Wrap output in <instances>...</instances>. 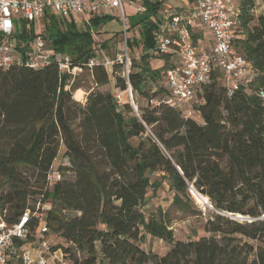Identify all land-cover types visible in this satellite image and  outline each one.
<instances>
[{
    "label": "trees",
    "instance_id": "trees-1",
    "mask_svg": "<svg viewBox=\"0 0 264 264\" xmlns=\"http://www.w3.org/2000/svg\"><path fill=\"white\" fill-rule=\"evenodd\" d=\"M254 2L237 0L232 29L233 46L250 63L253 80L228 97L222 73L213 72L196 93L193 116L149 102L168 95L166 72L172 67V53L150 52L160 1L145 0L144 11L128 18L138 35L126 47L134 42L142 53L127 69L114 59L110 69L84 65L98 52L97 44L105 46L115 36L105 31L103 40L97 37L112 15H90L95 34L49 11L38 19L39 27L33 20L32 35H43L54 52L70 55L71 66L87 71L91 85L79 100L73 97L80 87L70 84L73 74L61 73L55 63L0 69L5 220L13 223L26 207L36 210L37 201L47 205L42 218L47 232L37 238L42 223L33 215L29 241L45 244V253L60 251L68 264H264V101L255 93L264 90V13L254 16ZM25 32L22 25L16 30L19 51L30 49L21 46L31 43ZM152 58L162 64L151 66ZM111 80L113 91L103 90ZM147 81L159 86L151 89ZM162 179L178 207H188L190 187L211 201L214 212L202 235L176 239L161 216L144 214L147 191ZM145 234L170 248L161 255L145 250ZM45 235L56 240L48 248Z\"/></svg>",
    "mask_w": 264,
    "mask_h": 264
},
{
    "label": "built area",
    "instance_id": "built-area-1",
    "mask_svg": "<svg viewBox=\"0 0 264 264\" xmlns=\"http://www.w3.org/2000/svg\"><path fill=\"white\" fill-rule=\"evenodd\" d=\"M145 0H0V69L11 65L23 63L31 68H42L55 63L61 73L82 71V67L71 66L72 58L68 54L56 53L52 47L46 46L43 35H35L34 45L16 49V30L26 22L42 18L45 12L69 18L74 22L73 16L80 15L82 26L77 28L88 29L95 34L90 25V15H105L117 12L121 21L124 44L126 46V31L129 29V16L126 9L132 13L140 14L144 11ZM154 1V0H153ZM194 7L190 12L177 10L164 11L166 17L159 21L154 34L152 54L172 53L178 60V65L170 67L166 72V87L168 95L158 101L180 108L186 116L195 114L196 93L198 89L208 83L211 74L217 70L222 73L223 85L226 95L231 96L241 87H246L254 78V71L250 63L237 52L233 46L234 34L232 29L236 22L237 0H192ZM193 17L198 18L210 36V42L205 47H197L192 38ZM51 45V44H50ZM119 59V58H117ZM116 59V60H117ZM125 59L128 60L127 51ZM113 63L102 50L89 58L84 64L91 68L102 64L110 69ZM125 64V69L128 68ZM264 101V90L255 92ZM82 95H86L83 93ZM75 98V97H74ZM77 99V98H75ZM81 97L79 100H82ZM130 101L136 110L131 94ZM60 177L59 174L56 176ZM36 210L26 207L16 221L8 223L0 210V264H68L60 251L45 253L41 246L32 245L28 238V223L30 217L38 215L42 223L38 231L47 232L43 223V212L48 208L36 202ZM38 208L40 209L38 211ZM47 254V255H45Z\"/></svg>",
    "mask_w": 264,
    "mask_h": 264
},
{
    "label": "rangeland",
    "instance_id": "rangeland-1",
    "mask_svg": "<svg viewBox=\"0 0 264 264\" xmlns=\"http://www.w3.org/2000/svg\"><path fill=\"white\" fill-rule=\"evenodd\" d=\"M164 4L167 5V7H171L174 5H180L183 3V0H163ZM126 14L129 16L130 19H132L135 16H138L139 14L132 13L130 9H126ZM254 16H258L259 14L264 13V0H255L254 2V8L252 10ZM113 17L118 19L117 12H114ZM159 21H163L166 17V14L162 11L158 12ZM74 22L77 24V26H82V19L80 15H74L73 16ZM65 22H70V19L67 18L64 19ZM64 22V23H65ZM119 22V21H118ZM120 23V22H119ZM254 21L251 23L253 24ZM113 24V20L108 21L104 24H102L100 27L101 34L97 35L98 39L103 40V36L107 35L105 32L107 29H109V26ZM37 25V26H36ZM41 25V21H38L36 19V27H39ZM24 29L26 30V35L31 38L30 42L35 38V35H32V23L26 22V24H22ZM62 26V25H61ZM118 31L111 30V32H115V36L106 42L105 46H102V44H97V46H100V50L109 58V59H117L118 61L124 62L125 64H130V61H132V58H138L142 51L138 44L132 42L131 45L128 47L124 44V35L122 33L121 23L117 27ZM96 28H94V31L96 32ZM35 33L37 31L35 30ZM127 35L130 36L126 40L132 41L137 35L138 32L135 30V28L129 29L127 32ZM46 40V46L50 47V41ZM102 42V41H100ZM34 45V42L32 43ZM128 51V60L125 59V51ZM152 62L151 66L158 67L162 64V62L157 58L150 59ZM75 83V85L80 86L79 88L75 89L73 92V97L75 98H81L84 97L82 95L85 94L86 90L90 87V76L88 75V72L85 70H82L81 72L75 71L73 74V77L71 78L70 84ZM147 86L151 89H155L159 86V82L151 83L147 81ZM103 90H110L113 91V81H110L109 85H106L102 88ZM140 104L145 105V101L143 99H139ZM135 111V109H134ZM136 112V111H135ZM148 133H150L148 131ZM132 141L134 143L137 142V138H133ZM64 161H62L63 163ZM60 164V156L54 161V169L56 170ZM62 177H68L70 175L61 174ZM159 175V173L152 176V179L156 178ZM190 202L187 208L178 207L173 203V196L174 191L170 188L168 182L164 179L161 181V185L156 188H150L147 191L146 195V201L145 204L142 206V211L146 216L150 215H158L161 216L169 226V228L172 230L174 236L176 239H193L196 238L199 235L203 234V226L206 218L211 214V212H214V208L212 206L211 201L207 198H203L201 194H199L196 190H193L190 188ZM29 204H33L31 201ZM37 238H39L41 233L39 231L36 232ZM46 240V247L51 246L56 242L54 238L51 236L45 235ZM142 247L147 251L156 252L158 254H164L171 246V243L164 241L162 239H159L157 237H154L150 234H145L142 238L141 242ZM45 246H41V248H44Z\"/></svg>",
    "mask_w": 264,
    "mask_h": 264
},
{
    "label": "crops",
    "instance_id": "crops-1",
    "mask_svg": "<svg viewBox=\"0 0 264 264\" xmlns=\"http://www.w3.org/2000/svg\"><path fill=\"white\" fill-rule=\"evenodd\" d=\"M154 1H160V6L158 7L156 14H155L156 18L158 16L159 11L164 12V11L168 10L170 12H175L177 10L178 12H180V10H186V12L191 13L192 8L194 7V2L192 0H183V3H181L180 5H174L171 7H167L166 4L162 3L163 0H154ZM113 15H114V12H112V16ZM158 19H159V17H158ZM112 20H113V24L111 26H109V29L106 30L107 32H111V30L118 31L117 27H118V25H120V23L118 22V20L116 18H113ZM158 23H160V22H158ZM192 24H193L192 38H193L194 43L197 45V47L207 46L208 43L210 42V36H209L208 32L204 29L202 24L199 22L198 18L193 17ZM136 28L137 27H135V30L137 31ZM171 60H172V62H171L172 66L178 65V60L174 56L171 57ZM82 98H84V97H82Z\"/></svg>",
    "mask_w": 264,
    "mask_h": 264
},
{
    "label": "bare ground",
    "instance_id": "bare-ground-1",
    "mask_svg": "<svg viewBox=\"0 0 264 264\" xmlns=\"http://www.w3.org/2000/svg\"><path fill=\"white\" fill-rule=\"evenodd\" d=\"M78 99H80V98H78ZM203 198L207 199V197H206V196H203Z\"/></svg>",
    "mask_w": 264,
    "mask_h": 264
},
{
    "label": "water",
    "instance_id": "water-1",
    "mask_svg": "<svg viewBox=\"0 0 264 264\" xmlns=\"http://www.w3.org/2000/svg\"><path fill=\"white\" fill-rule=\"evenodd\" d=\"M190 188H192V187H190ZM193 189V188H192ZM194 190V189H193ZM239 217V216H238Z\"/></svg>",
    "mask_w": 264,
    "mask_h": 264
}]
</instances>
